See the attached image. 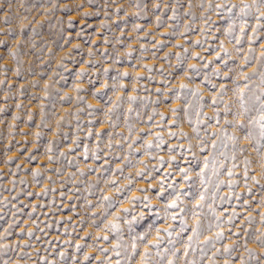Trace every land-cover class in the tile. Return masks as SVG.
Returning a JSON list of instances; mask_svg holds the SVG:
<instances>
[{"label":"rangeland","instance_id":"rangeland-1","mask_svg":"<svg viewBox=\"0 0 264 264\" xmlns=\"http://www.w3.org/2000/svg\"><path fill=\"white\" fill-rule=\"evenodd\" d=\"M260 12L264 7L253 0H0V245L7 246L0 264H141L156 228L169 226L172 236L161 233L145 264H264L255 239L264 233V140L258 125L250 144L225 123L250 118L233 115L242 73L256 69L248 96L264 92V62L257 59L264 20L253 32ZM22 25L28 27L21 31ZM193 63L198 73L184 77ZM221 84L223 102L213 104ZM110 180L131 184L116 195ZM177 195L178 207L166 212ZM103 196L113 203L101 215ZM131 196L141 199L130 204ZM123 207L133 211L120 213ZM117 213L119 230L112 232L105 225ZM138 214L144 218L129 227L125 221ZM221 214L225 223L216 227ZM196 220L200 234L185 255ZM218 231L223 239L203 243ZM224 245H234L230 255Z\"/></svg>","mask_w":264,"mask_h":264},{"label":"snow or ice","instance_id":"snow-or-ice-1","mask_svg":"<svg viewBox=\"0 0 264 264\" xmlns=\"http://www.w3.org/2000/svg\"><path fill=\"white\" fill-rule=\"evenodd\" d=\"M253 3L254 4H258L259 6L261 7H264V0H253ZM217 7H220L219 5ZM249 7L248 5H245V8ZM86 15V14H85ZM4 20H7V16L3 17ZM258 23H257V26L253 28V32L255 33L257 31V28L258 27H261V25L259 24V21L261 20H264V12H260V14L256 17ZM157 23L159 24L160 23V19L159 17L157 18ZM28 27L27 25H22L21 26V31H23L24 28ZM241 31L243 32V28L241 29ZM255 39V36L253 37H250V41L251 40H254ZM239 42V41H237ZM0 43H3V41H0ZM196 43H199V41H196ZM179 46V45H178ZM73 47H79V45H74ZM262 48H264V46H262ZM188 50L187 49H184V52L186 53ZM252 49L249 48V52H251ZM13 55H15L13 53ZM181 53H176V56H177V67H182V64L180 63L181 61ZM194 58L198 59L199 58V54L198 53H193L192 54ZM165 59H167V54L165 55ZM258 60L264 62V51H262L261 53V57L257 58ZM250 60V57L249 56H245V63L249 62ZM207 65H205L206 67ZM244 65H241V68L243 67ZM105 72L108 71V69H104ZM161 72H163V69H160ZM198 69H197V65L195 63L193 64H189L187 66V71L184 72V77H189L190 73L192 72H196L198 73ZM256 72V69H253L252 72H248V73H242V76H241V79L243 81H245V85L243 88H239L237 87V90L236 92L234 93V95L236 96V101L238 103V111L236 113H233V115H239L241 117H244V118H248L247 121L245 122V119H239V120H234V121H228L226 120L225 123L226 124H229V125H232L233 127H235L238 131H242L243 133V137L244 139L248 140L249 143H253L256 139L255 137V134H254V130H253V126L254 125H258V136L260 138V140H264V92H261L260 95H252V96H248V93L251 92V89L249 88V85L247 83V81H249L252 77V75H254ZM85 73L82 71L80 72L78 75H84ZM217 75H219V73H216ZM121 75L123 76H127L128 73L127 72H124L122 73ZM225 75H228L227 73ZM205 79H207V77H205ZM2 83V82H0ZM262 83H264V73H262ZM45 87L47 88V84L45 85ZM103 87H106V85H102L101 88ZM121 87L123 88L124 86L121 85ZM213 87L215 88V85H213ZM179 88L180 89H187L188 88V85L187 84H184V83H181L179 85ZM80 89L77 88V91H79ZM157 91H159V89H157ZM169 91H172L171 89H169ZM192 92L193 95H197L198 94V90L196 89H191L190 90ZM225 91V85L224 84H221L220 85V88L217 89V95H214L213 98H212V103L213 104H217V103H220V102H223V93ZM95 95V93H94ZM246 97L247 100H246ZM177 98H179V96H177ZM63 99H67V97H64ZM135 97H132L130 96L129 97V100H134ZM19 107V105H18ZM187 109L185 108V111ZM111 111V110H110ZM171 111L173 112V114L175 115L178 111V107H173L171 109ZM230 109L227 108L226 106V113L229 112ZM253 112H258L259 115L258 116H252L251 113ZM43 118V117H42ZM160 118L161 120L164 119V114L161 113L160 114ZM219 122V121H217ZM173 124L176 123L175 119L172 121ZM39 135V133H37V136ZM99 135V133L97 134ZM170 136H175V133L174 132H170L169 133ZM181 135H185L184 133H181ZM230 139H232L233 141H238L239 140V137L236 136V135H233L230 137ZM155 140L157 141H161L162 142V138L157 135L155 137ZM111 145H109L110 147ZM153 145H152V142L151 141H147L144 145L145 148H151ZM157 148H159L160 144L157 143L155 145ZM257 148L260 146L259 143L257 142ZM213 147H215V142L213 144ZM233 147L236 148L237 147V144H233ZM239 149H240V152H243L244 151V147L243 146H239ZM51 159V158H50ZM175 157H170L169 158V162H171V160H174ZM206 160L208 158H205ZM233 160L236 159V156L234 155L232 157ZM244 165H245V171H244V176H245V182H247V176H248V168L247 166L250 164V161L246 158L244 161H243ZM236 165L233 164V167H235ZM181 172L185 173L184 175V179L187 180L189 179V177L186 175V170L184 169H180ZM143 173V170H138L136 172V176H141ZM233 173L230 171L228 173L229 176H231ZM34 176L38 175V173H33ZM199 175H202L199 174ZM252 180L255 181L256 183H259V180H257V177L256 176H253L252 177ZM38 182V181H37ZM203 183V180L201 181ZM106 184L108 185H111L114 187V190H115V194L116 195H120L122 194L123 192H125V190L129 187V185L131 184V180H129V183L124 185L123 187H120L117 185V182L115 180H110V181H106L105 182ZM232 183H235L234 181L233 182H230V185ZM161 192H163V189L161 190ZM161 192H158L156 193L157 196H160L161 195ZM237 195V198H239V194H236ZM103 201H107L108 204H107V207L103 209V212H101L100 214L103 215L105 214L107 211H108V208H111L112 207V197L110 196H103L102 197ZM141 199V197L139 196H131V197H128V200L131 203L137 201ZM143 199L145 201H147L149 199V197L147 196H144ZM200 200L203 201L204 200V196L203 194H201V197H200ZM179 202H180V196L177 195L170 203H168L166 206H165V211L167 212L168 209H175L176 207H178L179 205ZM245 204H247L248 202L245 201L244 202ZM197 206H202L200 204V202H198ZM145 208H151V205L150 204H145L144 205ZM133 211V209H131L130 207H123L120 209V213H123V214H131V212ZM184 210L181 209V212H183ZM222 215L221 216H216L215 219L217 221V224L215 225L216 227H219L220 224L222 223H225V221L222 220ZM237 215V213L235 211H233L231 213V215L229 216L228 218V221L227 223H231L232 219ZM143 214H138V215H132V219L131 220H126L125 223L129 225V227H131V224L138 220V219H143ZM121 219V215L119 213H117L114 217H113V220L109 221L106 225H105V228L112 231V232H118L119 230V224L117 223V221H119ZM169 219L175 221L176 219H178V214H173L169 217ZM246 220L250 221L252 218L251 216H247L245 217ZM262 222H264V214H262ZM95 223V221H94ZM183 224V222H182ZM154 227V225H149V228H152ZM200 221L199 220H196L195 223L193 224L192 226V236H189L188 238V246H186L185 248V255H187V252H188V247L191 245L192 243V240L194 239V237H197L199 236L200 234ZM209 227H212V225H209ZM181 231H183V226L181 228ZM245 232L247 233V230H245ZM161 233H165L167 236L171 237L172 236V226H169V227H161V228H156V237L152 240V241H148L146 246H145V251L142 253V257L143 259L141 260V264H145V261L147 260L148 256L150 255V251H149V248L151 247H159L160 245V241L164 238L163 236H161ZM8 233L6 232L5 235H7ZM31 234V233H29ZM85 235H88L87 233ZM146 233L145 234H142L139 239L141 241L145 240L146 238ZM223 232L222 231H218L215 233V236L213 238H205V241L203 243L207 244V243H210L213 239L216 240V241H219L221 239H223ZM233 235H236L235 233H233ZM2 238V237H0ZM97 238H101L103 240H107L108 239V236L107 235H104L103 237H97ZM256 242L261 246V250L262 252H264V233H262L261 235H258L256 238ZM169 243H172V241H169ZM119 245H113V248H116L118 247ZM7 246L6 245H0V249L2 248H6ZM79 247V245L77 246ZM234 247V245H224L223 247V252L227 253V254H231V250L232 248ZM132 248H133V251L135 252L136 251V248H137V245L135 243H133L132 245ZM245 250L246 252H248V254L251 256L252 255V249H249L247 248V246H245ZM101 251L103 252H106L107 250L106 249H101ZM194 251V249H193ZM220 250L217 249V252H219ZM119 255V253H117ZM173 256H176L177 255V252L176 251H173L172 253ZM215 255V254H214ZM85 259H88V256L85 255ZM241 260H243V257H241ZM119 264V262H118ZM168 264H174V261L173 260H168ZM186 264H195L194 261H186ZM257 264H259V262H257Z\"/></svg>","mask_w":264,"mask_h":264}]
</instances>
